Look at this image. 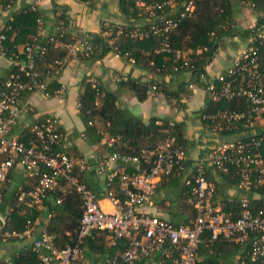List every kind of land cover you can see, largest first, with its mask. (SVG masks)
I'll use <instances>...</instances> for the list:
<instances>
[{"label":"built area","instance_id":"2783aa9c","mask_svg":"<svg viewBox=\"0 0 264 264\" xmlns=\"http://www.w3.org/2000/svg\"><path fill=\"white\" fill-rule=\"evenodd\" d=\"M176 2L165 0L153 8L162 9ZM194 6L195 0H183L182 11L178 15L163 16L148 27L136 26L125 35L134 39L162 36L165 43L161 51L171 52L168 36L182 20L191 16ZM37 24L38 35H41L42 19H38ZM62 28L59 22L57 31L63 33ZM259 39L264 40L263 31H258L256 37L248 39L249 47L223 74L203 80V90L211 103L236 99L243 102L244 108L206 113L201 115V121L209 131L218 135L229 130L227 124L230 123L241 122L247 130L210 149L206 155L207 162L218 172L227 173L233 168L237 187L244 192L264 187V161L259 151L260 142L254 139L257 134L255 123L264 114V73L259 66L257 48L254 47V42ZM2 40L4 36L0 35L1 54ZM45 49L37 43L27 45L24 48V60L16 63L17 71L10 74L0 86V156L5 157L0 163V183L7 180L14 165H19L27 177L35 180L33 188L18 189L19 202L40 208L44 198L56 191L61 183L75 190L82 202L76 242L58 249L44 231L32 245V251L37 254V264H81L83 240L93 231L104 234L109 246L116 245L122 239L126 241L123 251L106 260L105 264H138L159 251L164 253L165 258L159 264H197V252L204 238L209 244L219 239L240 243L249 241L250 262L264 264V210L253 212L248 198L240 200L236 217L215 208V187L208 182V170L203 164L194 167L191 178L186 182L195 211L190 224L174 225L139 212L141 206L152 200L159 181L183 170L186 147L179 144L174 136L168 135L156 146L142 148L131 155L120 152L119 149L125 147L120 135L99 130V141L91 143L87 152L79 157L74 155L71 140L59 130L54 117H47L31 127L34 140L28 145L19 141L18 137L9 136L16 124L23 93L39 92L45 97L49 96L41 80L44 73L37 71L32 62L33 55H42ZM69 49L64 63L76 60L78 51L87 57L90 45L84 40L71 45ZM207 51L206 47H197L182 52L174 51V54L176 59L182 61L183 67L188 65L192 56H202ZM115 56L119 57L117 54ZM56 64L61 65L60 62ZM111 76L116 83L127 80L123 76ZM146 83L148 97L162 96L156 85L150 84V81ZM193 88L194 85H188L190 91ZM88 125L92 126V122ZM168 125L173 126V123L168 122ZM81 138L85 139V135H81ZM88 171L102 180L100 191L110 203L111 211H105L95 194L80 181L79 173ZM115 182H118L117 190L122 198L116 194ZM51 215L49 213L46 219H50ZM7 222V217L0 214L2 236H19L16 232L7 231ZM31 227L32 223L27 222L24 233Z\"/></svg>","mask_w":264,"mask_h":264},{"label":"trees","instance_id":"16d2710c","mask_svg":"<svg viewBox=\"0 0 264 264\" xmlns=\"http://www.w3.org/2000/svg\"><path fill=\"white\" fill-rule=\"evenodd\" d=\"M16 0H0V9H11ZM78 2L92 5L96 0H75ZM165 0H118L119 12L129 21H136L137 24L130 23L126 25H108L101 26L99 33H82L76 28L70 26L69 19L66 15L67 7L56 4L51 0L52 9L54 12L53 30L49 34L42 36L38 35V19H42L41 12L31 6H24L11 14V18L7 20L0 35L4 36L1 42L2 55L12 62L10 74L17 71V62L24 60V48L27 45L37 43L44 46L45 52L42 55L34 54L32 58L34 68L44 73L41 77L45 84L46 92L52 95L58 85L56 79L62 69L68 63L63 60L69 55V47L77 42L86 40L90 45L89 54L84 57L83 53L78 51L76 61L80 60H101L103 56L111 52L117 54L120 59L130 62L142 69L143 71L156 76H171L180 72L189 73L190 79L181 89V92L190 94L188 85L192 84L195 87L204 88L203 80L208 79L205 72V67L209 64L218 47L219 42L227 37L235 35L243 39L256 37L258 29L264 31V0H195L194 10L190 17L182 20L177 28L168 36V43L171 52L161 51L164 46L165 39L159 35H151L147 38L134 39L130 38L125 33L136 26L148 27L149 24L158 21L163 16H176L182 11L183 0H177L173 6H164L162 9H155L157 4L164 3ZM142 5H141V4ZM239 5L240 8H248L256 16V25L251 29H241L236 27L233 18V8ZM149 8V9H148ZM62 23L63 33L57 31L58 23ZM122 31L121 33H119ZM197 47H206L207 52L202 56H192L187 66L182 67V61L175 58L174 51H186L187 49H195ZM254 47L257 48L258 62L261 71L264 73V40L254 42ZM22 48L21 51L19 49ZM70 61V60H69ZM60 62L61 65L56 63ZM9 74V75H10ZM8 75V76H9ZM7 76V77H8ZM6 77V78H7ZM5 78V79H6ZM5 79L0 80V86ZM122 86L134 92L137 100L143 101L147 97L148 84L144 81L130 80L120 82ZM150 84L157 86L159 92L165 98L178 97L177 93L164 88L156 81H151ZM32 92L25 91V94ZM103 94V97L98 96ZM99 97V104L96 105ZM22 99V98H21ZM244 108L243 102L240 99L234 101H222L220 103H211L207 99L206 108L202 110L201 115L217 110H234ZM79 114L82 121L86 125L85 137L92 141H99L98 131L103 130L111 135H120L125 147L120 148L123 154H136L140 149L153 147L156 141H162L166 136H174L177 142L185 146L183 137V128L181 125L173 124L169 126L168 122L162 121L161 125L156 124V120H151L144 123L141 119L129 118L124 119L123 124H119L122 116L114 106V98L111 94L105 93L101 88L98 91L92 88L89 82L83 85V91L79 96ZM264 118V114L262 115ZM92 122V126L88 123ZM204 126L206 125L202 122ZM229 130L219 132L223 137L233 138L235 134H242L247 130L241 122L227 124ZM261 127V128H260ZM257 134L255 140L260 142L259 151L264 161V126L255 123ZM60 130V129H59ZM61 131V130H60ZM62 132V131H61ZM18 140L28 145L34 140V134L31 127L24 130L18 137ZM245 140H248L247 138ZM159 141V142H160ZM158 142V143H159ZM186 147V146H185ZM0 163L5 160L1 156ZM11 170V169H10ZM10 172V171H9ZM193 174V173H192ZM230 186H237V178L235 170L230 168L227 173L220 172ZM95 176L93 172L79 173L80 181L87 185L95 194L96 182L91 179L94 184H90L87 177ZM208 176V173H207ZM8 177L3 183H0V214L7 217L8 222L6 229L8 232H16L21 234L25 231L27 222H33L37 218H46L52 214L45 227V233L51 237L53 245L58 249L66 248L76 242L77 232L82 217V202L80 196L68 187L67 184L61 183L59 188L49 193L43 200L40 208L29 206L25 202L18 201V189L10 191L8 194ZM29 179L27 187L22 189H31L35 184L33 178ZM115 191L119 198L122 195L117 190L118 182H115ZM215 192H216V186ZM186 193L190 197L189 186H186ZM250 193V206L253 212L259 209L264 210V187L255 188ZM256 195L257 198H252ZM57 200L60 202L57 203ZM6 206V207H5ZM240 201L238 198H226L224 201L223 212L236 217L239 212ZM191 223V222H190ZM189 223V224H190ZM99 232L93 231L90 236L83 240L84 245H97L102 249L101 241L93 242L94 236L98 237ZM103 236V235H102ZM203 242V245L206 244ZM126 246L125 240H119L112 247H120L123 249ZM202 246V244H201ZM217 257L224 259L230 258L232 255L238 254L237 264H253L249 258V246L242 251V245L229 240L219 239L207 245ZM109 256L106 260L112 258ZM0 264H7L0 262ZM12 264H37V254L32 250L29 252L28 259H16ZM197 264H217L213 261H201Z\"/></svg>","mask_w":264,"mask_h":264},{"label":"crops","instance_id":"0c3cea01","mask_svg":"<svg viewBox=\"0 0 264 264\" xmlns=\"http://www.w3.org/2000/svg\"><path fill=\"white\" fill-rule=\"evenodd\" d=\"M60 6H66V15L70 26L82 33H99L101 26L137 24L136 21H129L118 9V0H96L92 5L75 0H54ZM36 7L42 14V36L52 32L54 22V12L51 0H16L11 9H0V31L3 29L11 14L24 6ZM233 18L236 27L241 29H251L256 25V16L248 8H240L235 5L233 8ZM258 31H263L258 29ZM264 32V31H263ZM249 47V40L235 35L222 39L216 49L212 61L206 65L205 72L209 79L223 74L237 59V57ZM22 48L19 49L21 51ZM12 62L0 53V80L5 79L11 72ZM123 76L130 80L156 81L164 88L178 97L165 98L155 96L146 97L145 100H137L133 91L120 82L113 81L111 75ZM187 72H180L171 76H156L143 71L133 63L124 61L115 54L109 52L101 60H71L62 69L56 79L59 86L52 95L45 97L39 92L25 94L18 106L16 124L11 128L9 136L19 137L21 133L32 127L35 123L47 118H56L59 129L71 140L73 153L76 157L87 152L93 138H81L85 135L86 125L79 114V96L83 91V85L89 82L92 88L98 91L101 88L105 93H109L114 98V106L120 112L123 119L119 124L124 123V119L137 118L144 123L156 120V124L162 121L181 125L186 146V159L183 170L167 179L159 181L155 189L152 200L141 206L139 212L148 213L163 221L174 225H188L195 217V211L191 199L186 193V182L191 178L192 171L197 164H203L208 170L207 180L216 186V193L213 198L215 208L223 212L226 198L250 199V193L240 190L237 186H230L220 172L212 169L206 160V155L210 149L220 146L229 137H223L209 131L201 121V112L206 108L207 96L202 88L195 87L190 94L181 92L189 81ZM94 84V85H93ZM94 86V87H93ZM98 96H102L100 94ZM99 97L96 105L99 104ZM258 125L264 126V118L261 116L257 120ZM261 128V127H260ZM90 184L96 182L95 196L99 200L100 206L105 211H111V205L101 194L102 180L96 176L87 177ZM29 179L19 165H14L8 177L7 194L20 187H27ZM91 190V189H90ZM92 191V190H91ZM256 199L257 196L253 195ZM6 207V206H5ZM48 223L46 218H37L32 222L29 231L21 233L19 236L4 238L0 231V262L12 264L16 259L21 261L28 259L32 250L33 241L40 236ZM103 235V236H102ZM205 239L199 245L197 261H213L217 264H237L238 254L224 259L208 249L209 244L203 245ZM93 242L101 241L103 248L97 245H84L80 257L81 264H105L106 259L111 255H118L120 247L109 246L104 234L99 233L94 236ZM242 245L241 251L249 246V241L243 243L231 240ZM244 251V250H243ZM164 258V253L159 251L149 258H145L138 264H159Z\"/></svg>","mask_w":264,"mask_h":264},{"label":"rangeland","instance_id":"374dc122","mask_svg":"<svg viewBox=\"0 0 264 264\" xmlns=\"http://www.w3.org/2000/svg\"><path fill=\"white\" fill-rule=\"evenodd\" d=\"M244 8H246V7H244ZM161 139H162V138H161ZM161 139H160V140H161ZM160 140L156 141V144H155L154 146H156ZM0 158L2 159L1 156H0Z\"/></svg>","mask_w":264,"mask_h":264}]
</instances>
